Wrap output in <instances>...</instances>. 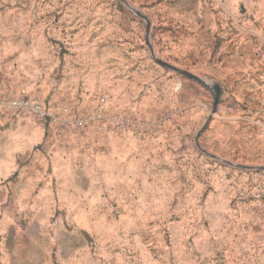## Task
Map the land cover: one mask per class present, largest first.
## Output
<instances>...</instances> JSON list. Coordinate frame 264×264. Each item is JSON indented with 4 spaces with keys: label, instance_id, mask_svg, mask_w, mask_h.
<instances>
[{
    "label": "rangeland",
    "instance_id": "1",
    "mask_svg": "<svg viewBox=\"0 0 264 264\" xmlns=\"http://www.w3.org/2000/svg\"><path fill=\"white\" fill-rule=\"evenodd\" d=\"M0 87L86 119L0 264H264V0H0Z\"/></svg>",
    "mask_w": 264,
    "mask_h": 264
},
{
    "label": "crops",
    "instance_id": "2",
    "mask_svg": "<svg viewBox=\"0 0 264 264\" xmlns=\"http://www.w3.org/2000/svg\"><path fill=\"white\" fill-rule=\"evenodd\" d=\"M11 119L0 118V124ZM8 124L11 132L6 135V144L0 145V235L18 236V240L13 241L17 246L29 237L28 226L20 223L29 220V216L24 217L20 203L24 199L27 203L30 197L38 201L44 199V183H57V148L40 150L35 147L46 136L47 122L28 119ZM19 136L32 140L21 144ZM47 153L52 165L46 168ZM48 172L51 173L49 177Z\"/></svg>",
    "mask_w": 264,
    "mask_h": 264
},
{
    "label": "built area",
    "instance_id": "3",
    "mask_svg": "<svg viewBox=\"0 0 264 264\" xmlns=\"http://www.w3.org/2000/svg\"><path fill=\"white\" fill-rule=\"evenodd\" d=\"M105 99L103 98L102 101ZM0 115L26 116L38 120L50 119L51 124L57 128V123H74L77 126L85 124L86 119H76L74 121H61L57 113L47 107L44 101L35 97L10 95L2 91L0 87Z\"/></svg>",
    "mask_w": 264,
    "mask_h": 264
},
{
    "label": "water",
    "instance_id": "4",
    "mask_svg": "<svg viewBox=\"0 0 264 264\" xmlns=\"http://www.w3.org/2000/svg\"><path fill=\"white\" fill-rule=\"evenodd\" d=\"M138 13H139V15L141 17L147 19V17L144 14H142L140 12H138ZM149 28H150V25H148V31H149ZM151 51H152V54L155 57V59L159 63H161L162 65H165V66L169 67L170 69H172L174 71H177V72H179V73H181V74H183V75H185L187 77L193 78V79H195V80H197V81H199V82H201L203 84H207V82L204 79H202L201 77L197 76L196 74H194L192 72H189V71H186V70H183V69H179V68L175 67L174 65H171L169 63H166V62L160 60L159 58H157V56H156L155 51L153 50V48H151ZM214 88H215V91H216L215 102H214V110H215L217 108L218 104H219V101H220V97H221V86L219 84H215ZM250 168L251 169H257L258 167H250Z\"/></svg>",
    "mask_w": 264,
    "mask_h": 264
}]
</instances>
